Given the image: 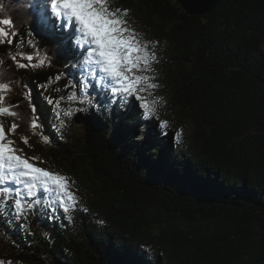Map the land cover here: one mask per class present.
I'll use <instances>...</instances> for the list:
<instances>
[{
    "label": "trees",
    "instance_id": "obj_1",
    "mask_svg": "<svg viewBox=\"0 0 264 264\" xmlns=\"http://www.w3.org/2000/svg\"><path fill=\"white\" fill-rule=\"evenodd\" d=\"M32 2L0 0V19H13L23 32ZM123 3L160 41L159 94L167 99L161 119L172 126L169 137L183 130L182 144L165 137L166 151L137 149L117 136L119 118L106 115L92 122L74 117L63 139L54 136L51 144L37 137L32 148L21 143L45 166L84 176L80 201L89 211L75 212L72 222L38 213L27 227L0 218V259L124 264L134 259L130 252H144L145 264H264V0H220L201 16L189 15L176 0ZM39 44L51 67L20 70L22 78L0 69L3 81L22 79L34 96L68 65L54 42ZM7 48L0 45V55ZM21 88L13 84L7 99L19 102L18 132L27 134L31 113ZM41 120L48 134L51 116Z\"/></svg>",
    "mask_w": 264,
    "mask_h": 264
},
{
    "label": "snow or ice",
    "instance_id": "obj_2",
    "mask_svg": "<svg viewBox=\"0 0 264 264\" xmlns=\"http://www.w3.org/2000/svg\"><path fill=\"white\" fill-rule=\"evenodd\" d=\"M28 14L31 23L23 32L13 19H0V45L9 46L0 55V69L15 70L22 78L20 70L51 67L40 39L54 42L68 65L66 72L49 75L39 84L43 91L36 96L28 82H5L0 71V118H11V122L0 119V218L24 221L25 227L28 217L38 213L72 222L75 212L89 209L81 206L72 177L39 166L47 161L29 156L21 143L32 148L30 140L37 137L51 144L54 136L63 139L74 117L92 122L106 115L112 122L119 118L116 134L124 142L145 152L156 145L166 151L163 138L169 137L172 127L169 120L161 119L167 99L159 94L160 41L138 26L123 0H33ZM9 60L11 64H6ZM15 83L22 84L21 95L30 108L27 134L18 132L19 102L10 104L7 99ZM49 115L52 131L45 134L41 116ZM182 132L173 129L169 139L182 144ZM163 156L157 164H163ZM96 223L103 226L105 221ZM129 255L134 259L124 264H145L144 252ZM0 264L13 261L0 259Z\"/></svg>",
    "mask_w": 264,
    "mask_h": 264
},
{
    "label": "water",
    "instance_id": "obj_3",
    "mask_svg": "<svg viewBox=\"0 0 264 264\" xmlns=\"http://www.w3.org/2000/svg\"><path fill=\"white\" fill-rule=\"evenodd\" d=\"M191 16H201L212 12L220 0H176Z\"/></svg>",
    "mask_w": 264,
    "mask_h": 264
},
{
    "label": "rangeland",
    "instance_id": "obj_4",
    "mask_svg": "<svg viewBox=\"0 0 264 264\" xmlns=\"http://www.w3.org/2000/svg\"><path fill=\"white\" fill-rule=\"evenodd\" d=\"M74 127H76V129H77V131H76L77 133L75 134V139H76L75 144H78V143H80L79 139H82L81 129H80V127H79V125L77 123H75ZM20 147L24 148V146L22 144H20ZM39 166H42V167H45V168H51V169H54V170H58V171H60V172H62L64 174L72 177L75 180V182H76L75 187L79 190L77 195L80 198H82V196H83V185H82V182L86 180V178H84V176H82V175H73V174L67 172L64 168L56 169V168H52V167H49V166L47 167L44 164H41Z\"/></svg>",
    "mask_w": 264,
    "mask_h": 264
}]
</instances>
